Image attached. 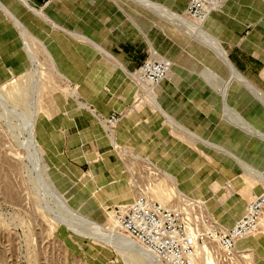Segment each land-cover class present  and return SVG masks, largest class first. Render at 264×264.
<instances>
[{
    "label": "rangeland",
    "instance_id": "obj_1",
    "mask_svg": "<svg viewBox=\"0 0 264 264\" xmlns=\"http://www.w3.org/2000/svg\"><path fill=\"white\" fill-rule=\"evenodd\" d=\"M175 15H171L175 23L204 42L197 25L205 29V22H194L186 12L182 18ZM12 22L21 33L27 64L19 71L9 69L0 80V264H156L136 241L121 242L118 231L122 230L115 227L113 213L144 195L179 209L187 231L200 239L212 227L226 232L230 223L245 215L249 203L264 194L262 93L255 102L242 101L261 130L246 118L239 101L226 99L232 85L227 80L214 83L222 99L213 101V108L219 113L221 106L224 116L215 113L203 136L216 143L167 111L159 100L161 85L140 87L135 82L133 103L120 118L134 114L142 130L136 132L137 145H118L117 130L110 133L105 119L81 103L78 86L61 72L46 43L18 20ZM128 74L134 80V72ZM61 102L67 106L63 108ZM75 105L91 112L117 148L121 176L104 186L92 178L94 174L87 176L89 166L80 167L66 158L60 163L40 141H44L41 123L55 121ZM32 117L38 151L27 128ZM161 127L163 134L158 132ZM187 139L191 144H186ZM256 239L259 243H250ZM239 242L230 263L200 243L199 264H264V214L259 229Z\"/></svg>",
    "mask_w": 264,
    "mask_h": 264
},
{
    "label": "crops",
    "instance_id": "obj_2",
    "mask_svg": "<svg viewBox=\"0 0 264 264\" xmlns=\"http://www.w3.org/2000/svg\"><path fill=\"white\" fill-rule=\"evenodd\" d=\"M190 1L28 0L37 8L33 10L18 0H0V80L8 76L9 69L19 71L27 64L14 18L46 43L61 72L78 86L81 103L106 120L113 113L129 110L137 84L128 73L137 71L154 51L174 63L170 77L160 84L162 105L207 139L203 131L211 128L213 115L224 116L221 106L219 113L213 108V101L221 103L222 99L214 83L227 80L232 87L226 99L239 101L241 108L242 101L255 102L264 95V0H227L204 24L220 43L239 81L214 60L212 51L192 31L188 33L186 26L171 18L186 12ZM100 48L115 60L108 59ZM78 109L75 105L55 121L42 122L44 141L39 136L40 141L60 163L67 159L80 167L89 166L87 176L94 174L92 178L104 186L121 176L117 148L91 112ZM159 120L164 124L163 119L156 122ZM137 126L134 114H127L116 128L118 145L136 144V132L142 130ZM237 246L241 247L240 242Z\"/></svg>",
    "mask_w": 264,
    "mask_h": 264
},
{
    "label": "built area",
    "instance_id": "obj_3",
    "mask_svg": "<svg viewBox=\"0 0 264 264\" xmlns=\"http://www.w3.org/2000/svg\"><path fill=\"white\" fill-rule=\"evenodd\" d=\"M227 0H191L188 16L196 23L206 22ZM173 63L153 53L137 70V81L147 87L158 86L170 77ZM120 113H113L105 122L110 133L120 123ZM264 214V194L251 201L245 215L226 232L212 227L196 239L187 231L182 212L144 195L114 213V221L124 234L146 248L160 264H199L198 245L208 244L212 252L226 263L237 255V243L255 233Z\"/></svg>",
    "mask_w": 264,
    "mask_h": 264
},
{
    "label": "bare ground",
    "instance_id": "obj_4",
    "mask_svg": "<svg viewBox=\"0 0 264 264\" xmlns=\"http://www.w3.org/2000/svg\"><path fill=\"white\" fill-rule=\"evenodd\" d=\"M18 1H20V2H22L23 4H25L26 6H28L29 8H31V9H33V10H37V8L35 7V6H33V5H31L29 2H28V0H18ZM223 5H225V4H223ZM222 5V6H223ZM221 6V7H222ZM186 13H187V11H186ZM188 14V13H187ZM176 16V15H175ZM181 15H179V17H180ZM178 17V16H177ZM179 17H178V19H179ZM180 18H182V17H180ZM184 18V17H183ZM187 21H189V20H187ZM193 27V26H192ZM197 30L199 31V34L202 36V38H203V40H204V42L207 44V46L213 51V53L216 55V57L221 61V63L227 68V70L230 72V74H231V76H233L234 78H239L240 76L239 75H237V73H235V71H234V69L232 68V66L229 64V62H228V60L226 59V54H225V52H224V50L221 48V46H220V43L216 40V38H214L208 31H206L205 29H203V28H201L200 26H198L197 25ZM200 37V36H199ZM202 42V41H201ZM204 42H202V43H204ZM99 51L103 54V55H105L108 59H110V60H115V57L111 54V53H109V52H107L106 50H104V49H99ZM156 54V53H155ZM137 71H135L134 72V80L136 81V83L137 84H139L140 85V87H145L144 85H141L140 83H138V81H137ZM240 79V78H239ZM104 123H105V125H106V122H105V120H104ZM107 126V125H106ZM108 127V126H107ZM27 128H28V132H29V137H30V140H31V144L34 146V148L36 149V151H38V146H37V143H36V140H35V138H34V132H33V117H32V119L28 122V124H27ZM109 128V127H108ZM126 193V192H125ZM124 193V194H125ZM130 197V196H129ZM128 198V197H127ZM112 217V220H113V223H114V225H115V227L117 228V230H119V228H118V226L116 225V223H115V221H114V213H113V215L111 216ZM119 232V235L121 234V235H123V236H125V237H121V235H120V240H121V242L123 243V244H125V245H131V244H134L135 243V241L132 239V238H130L127 234H124L123 232H121V231H118ZM117 238H119V236H117ZM245 239V238H244ZM119 240V239H118ZM241 240H243V239H241ZM238 244V243H237ZM140 245V244H139ZM244 245V244H243ZM141 246V245H140ZM139 246V247H140ZM141 247H143V246H141ZM144 248V247H143ZM139 249V248H138ZM144 249H146V248H144ZM140 250V249H139ZM147 250V249H146ZM141 251V250H140ZM144 250H142V252H143ZM148 251V250H147ZM147 251H144L145 252V254H147L148 255V257L149 258H151L152 259V261L154 262V260L158 263V264H160L158 261H157V259L153 256V255H151L150 253H148ZM143 252V253H144ZM155 262V263H156ZM156 263V264H157Z\"/></svg>",
    "mask_w": 264,
    "mask_h": 264
}]
</instances>
